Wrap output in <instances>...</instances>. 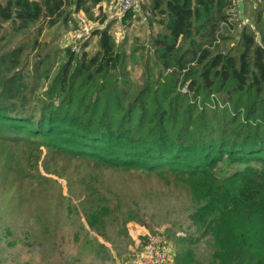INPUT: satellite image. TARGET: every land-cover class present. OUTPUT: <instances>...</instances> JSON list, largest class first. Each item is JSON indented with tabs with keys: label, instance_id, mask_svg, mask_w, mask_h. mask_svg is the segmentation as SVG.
Masks as SVG:
<instances>
[{
	"label": "trees",
	"instance_id": "trees-1",
	"mask_svg": "<svg viewBox=\"0 0 264 264\" xmlns=\"http://www.w3.org/2000/svg\"><path fill=\"white\" fill-rule=\"evenodd\" d=\"M136 1L141 17L149 14L161 29L149 42L159 70L139 86L111 24L92 31L93 51L86 50L90 37L79 53L61 50L57 68L51 47L32 55L45 46L37 40L45 29L68 33L78 26L73 15L90 17L107 0H0V121L76 163L182 183L195 226L220 225L236 209L247 219L264 215V7L254 14L258 31L242 27L236 45L223 49L231 0ZM134 19L128 13L117 21L128 30ZM143 48L133 45L131 55ZM29 56L37 60L31 83ZM38 77L47 85L36 93ZM42 154L40 147L29 152L27 165L35 169ZM92 220L90 228L102 227ZM233 232L225 229L211 264H264L251 243L253 230L239 241Z\"/></svg>",
	"mask_w": 264,
	"mask_h": 264
},
{
	"label": "rangeland",
	"instance_id": "rangeland-1",
	"mask_svg": "<svg viewBox=\"0 0 264 264\" xmlns=\"http://www.w3.org/2000/svg\"><path fill=\"white\" fill-rule=\"evenodd\" d=\"M231 2L230 25L221 30V36L229 39L219 41L223 49L236 45L242 27L258 31L254 14L264 7L261 1V6L256 5L259 0ZM80 14L89 29L84 38L90 37L87 51L97 47L98 38L91 36L92 31L111 24L109 32L127 58L132 84L139 86L142 78L154 77L159 68L149 42L161 30L156 19L141 17L138 10L131 22L134 27L125 30L114 17L112 0L92 8L90 17ZM103 18L105 23L100 26ZM56 29H45L38 36L40 47L46 48L32 55H43L51 47L57 68L63 61L61 50L69 47L80 52L81 44L74 37L76 28L62 35L64 29ZM20 40H12L8 49ZM133 45L144 48L132 56ZM36 62L29 56L27 82H32ZM47 63L51 66V61ZM37 80L36 93L47 85L43 78ZM7 125L0 121V264H131L141 254L144 241L153 236L167 250V264H211L218 242L226 240L227 228H232L238 241L251 228L255 254L264 261V215L247 219L236 209L220 225L198 227L189 220L194 206L182 183L167 186L154 173L95 168L87 160L76 163L47 144L38 146L43 154L32 169L26 155L38 148L34 144L38 140L33 143L26 130ZM94 214L102 215L92 220ZM88 219L102 227L90 228Z\"/></svg>",
	"mask_w": 264,
	"mask_h": 264
},
{
	"label": "built area",
	"instance_id": "built-area-1",
	"mask_svg": "<svg viewBox=\"0 0 264 264\" xmlns=\"http://www.w3.org/2000/svg\"><path fill=\"white\" fill-rule=\"evenodd\" d=\"M112 9L115 11V19L121 20L126 14L138 11V3L136 0H112ZM81 14L73 15V19L76 20L78 26L75 31V39L82 44L88 38L89 29L85 25L84 21L80 16ZM76 53H79L74 48ZM73 51V52H74ZM78 51V52H77ZM74 52V53H75ZM168 263V252L161 247V243L157 236L148 238L146 241L141 254L131 264H167Z\"/></svg>",
	"mask_w": 264,
	"mask_h": 264
},
{
	"label": "crops",
	"instance_id": "crops-1",
	"mask_svg": "<svg viewBox=\"0 0 264 264\" xmlns=\"http://www.w3.org/2000/svg\"><path fill=\"white\" fill-rule=\"evenodd\" d=\"M105 3H106V2H103V3L101 4V7H103V6L105 5ZM258 4H260V1H259L256 5H258ZM145 16H148L153 22H155V21L149 16V14L145 13ZM108 18H109V17H108Z\"/></svg>",
	"mask_w": 264,
	"mask_h": 264
}]
</instances>
